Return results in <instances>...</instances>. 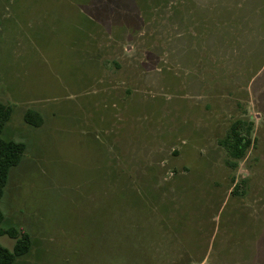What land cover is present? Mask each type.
<instances>
[{"label": "rangeland", "instance_id": "rangeland-1", "mask_svg": "<svg viewBox=\"0 0 264 264\" xmlns=\"http://www.w3.org/2000/svg\"><path fill=\"white\" fill-rule=\"evenodd\" d=\"M0 103L13 264H264V0H0Z\"/></svg>", "mask_w": 264, "mask_h": 264}, {"label": "trees", "instance_id": "trees-1", "mask_svg": "<svg viewBox=\"0 0 264 264\" xmlns=\"http://www.w3.org/2000/svg\"><path fill=\"white\" fill-rule=\"evenodd\" d=\"M10 115L11 108L0 103V131ZM24 121L32 126H39L43 119L37 112L27 110L24 114ZM251 129L252 121L237 118L232 121L226 134L218 140V144L226 151L228 166L233 168L244 157L251 145ZM24 148L22 142L5 140L0 137V199L4 193L9 171L20 162ZM3 235L16 240L11 250L0 243V264H13L17 257L26 254L31 248V239L27 232L20 231L14 226H4V213L0 207V236Z\"/></svg>", "mask_w": 264, "mask_h": 264}]
</instances>
